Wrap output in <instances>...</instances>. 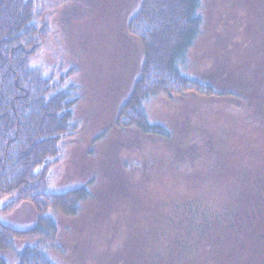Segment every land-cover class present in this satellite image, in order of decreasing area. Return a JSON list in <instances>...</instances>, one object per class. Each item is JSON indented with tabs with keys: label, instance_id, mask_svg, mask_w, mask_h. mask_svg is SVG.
Here are the masks:
<instances>
[{
	"label": "rangeland",
	"instance_id": "obj_1",
	"mask_svg": "<svg viewBox=\"0 0 264 264\" xmlns=\"http://www.w3.org/2000/svg\"><path fill=\"white\" fill-rule=\"evenodd\" d=\"M139 2L91 0L71 16L73 42L82 49L84 99L77 113L84 123L54 164L50 183L57 192L83 186L87 197L71 215L51 211L59 247L47 252L53 264H225L198 253L208 249L201 238L229 222V214L250 213L247 189L264 190V113L248 100L161 94L142 107L148 123L168 137L116 126L115 108L141 60L125 29ZM201 6V32L180 70L219 89L236 85L234 76L259 45L264 0H203ZM35 216L22 203L0 213V222L26 230ZM30 242L15 240L13 249L0 250V264H17V252Z\"/></svg>",
	"mask_w": 264,
	"mask_h": 264
},
{
	"label": "trees",
	"instance_id": "obj_2",
	"mask_svg": "<svg viewBox=\"0 0 264 264\" xmlns=\"http://www.w3.org/2000/svg\"><path fill=\"white\" fill-rule=\"evenodd\" d=\"M202 1L140 0L126 21V32L138 42L142 56L132 87L117 106L118 128L168 137L162 126L148 123L142 107L161 94L232 96L264 113V19L253 60L234 76L236 85L219 89L202 76L182 74L180 67L201 32ZM89 2L0 0V213L22 203L36 213L26 230L0 222V250L13 249L15 240L32 241L17 252V264H53L47 252L59 247L51 211L71 215L87 197L83 186L55 191L50 173L84 123L77 113L84 99L82 49L74 45L70 21ZM245 194L250 213L229 214V222L201 238L208 249L199 254L207 252L211 260L225 264H264V190L252 186ZM182 232L188 240L191 230ZM201 240H192L191 246Z\"/></svg>",
	"mask_w": 264,
	"mask_h": 264
},
{
	"label": "bare ground",
	"instance_id": "obj_3",
	"mask_svg": "<svg viewBox=\"0 0 264 264\" xmlns=\"http://www.w3.org/2000/svg\"><path fill=\"white\" fill-rule=\"evenodd\" d=\"M202 12V11H201ZM133 38V37H132ZM135 39V38H134ZM136 40V39H135ZM79 49H81L80 47H79ZM140 53H141V50H140ZM140 56H142L141 54H140ZM140 62H141V60H140ZM139 65H140V63H139ZM84 70V69H83ZM116 109H117V107L115 108V112H116ZM114 112V113H115ZM147 120H149L148 119V117H147ZM149 122V121H148ZM132 129H134V130H137V131H139L138 129H136V128H134V127H131ZM141 134H144V132H141V131H139ZM144 135H146V134H144ZM36 214V213H35ZM2 264V263H1Z\"/></svg>",
	"mask_w": 264,
	"mask_h": 264
}]
</instances>
